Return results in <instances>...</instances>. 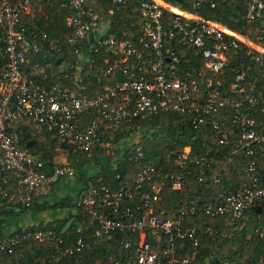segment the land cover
Returning <instances> with one entry per match:
<instances>
[{"label": "built area", "instance_id": "1", "mask_svg": "<svg viewBox=\"0 0 264 264\" xmlns=\"http://www.w3.org/2000/svg\"><path fill=\"white\" fill-rule=\"evenodd\" d=\"M40 1L45 0H0V193L7 195L4 186L10 183L9 174H14L19 200L30 207L56 180L78 175L73 162L48 170L40 154L19 142L16 124H32L38 132L60 139L72 152L110 155L114 148L103 138L106 129L114 133L134 128L138 119L178 112L194 128L215 132L209 149H229L231 157L237 156L233 174L240 182L229 183L225 191L218 189L211 198L201 197L200 184L209 178L204 168H212L216 182L225 173L217 156L193 155L191 145H185L173 151L169 167L159 170L138 142L127 156L133 165L131 181L117 185L89 179L78 205L96 223L95 236L125 234L121 246L126 264H190L198 253L203 227L193 223L192 217L204 213L234 221L264 198V128L251 111L259 108L264 113V85L249 81L255 65L264 64V41L185 10L172 0L134 4L108 0L107 5L103 0H66L72 9L68 48L86 59L79 63L74 79L62 74L46 82L49 54L63 47L46 32L28 33L29 23L23 17L34 12ZM208 1L214 6L215 0L194 3ZM244 3L249 20L264 15V0ZM127 6H133L134 28L129 27L122 37L102 29L103 24L111 25L117 10ZM167 13L173 14L171 20H166ZM191 45L203 65L196 71L195 61L189 69L183 63ZM241 49L249 60L238 62L229 86L208 74L223 71ZM97 54L110 62L102 70L112 81L102 92L90 95L83 92L87 85L81 73L93 67ZM36 76L44 83L37 82ZM169 183L178 192L171 204L165 194ZM206 231L215 236L213 228ZM256 231L264 238V227ZM50 238L62 240L55 230L38 227L3 237L0 264L16 245ZM88 247L79 235L66 252L79 254ZM216 259V264H232L229 252ZM239 264L250 263L241 260Z\"/></svg>", "mask_w": 264, "mask_h": 264}, {"label": "trees", "instance_id": "2", "mask_svg": "<svg viewBox=\"0 0 264 264\" xmlns=\"http://www.w3.org/2000/svg\"><path fill=\"white\" fill-rule=\"evenodd\" d=\"M103 1L106 5L109 3L108 0ZM128 1L129 4H134L137 0ZM172 1L185 10H190L208 19L220 21L255 40L264 41V15L249 20L246 16L244 0H215L214 6L211 1L194 3L193 5ZM64 2L65 0L37 2L36 10L23 17L29 23V34L33 31L46 32L50 39L57 40L59 45L63 47L61 51L49 54L48 61H51V65L47 68L46 82L56 80L67 69L72 72L69 74L71 79H74L77 71L75 67L81 60L68 48L65 35L68 30L66 19L71 9L65 7ZM133 6L125 7L123 11L117 10L109 31L116 32L119 37H122L125 35L124 31L129 27L134 28L133 23L136 17L132 11ZM172 17L173 14L167 13L166 20H171ZM186 49L187 54L183 58L185 68L189 69L192 61L196 62L193 70L202 68V62L195 54V47ZM103 54L107 56L106 53ZM100 55L97 54L92 68L81 73L83 83L87 85L83 92L90 95L102 92L105 85L112 81V77L107 76L102 70L110 62L105 61ZM109 57L111 60L113 59L112 56ZM247 60L249 58L245 54V49H241L223 71L219 73L208 72V74L215 79L222 80L225 86H229L236 75L238 62ZM0 65L2 64L0 63ZM249 74L251 78L249 81L256 83L259 87L264 85V64H256ZM34 78H38V76ZM37 82L44 83V80L37 79ZM251 111L254 112L260 125L264 128V113H261L259 108ZM133 123L134 128H119L114 133L110 129L104 131L103 138L110 141L114 148V153L109 155V168H105L99 158V153L89 155L72 152L60 139L45 132L39 133L34 125L16 124L19 142L26 146L28 142H32L31 146L28 147L31 151L41 155L48 170L59 163L71 162L58 160L60 156L64 155L60 150H65L68 156L73 159L78 175L71 176L75 177V185H72L70 194L60 195L61 190L58 191L54 187L61 179H71L65 176L59 178L57 182L55 181L49 192L39 195L32 206L25 207L19 200L16 178L14 174H9L10 183L4 186L7 195L3 196L0 193V239L11 236L25 228L38 227L55 230L62 240L50 238L43 241L22 242L15 246L12 253L3 255L2 264H18V262L19 264H54L57 262L61 264H126L124 260L125 250L121 246V239L125 237V234L116 233L111 237L95 236L96 223L91 222L89 213L83 206L78 205V200L89 179H95L96 183L117 185L130 182L133 175V165L127 156L138 142L144 144L146 158L153 160L159 170L169 167L166 164L168 160L174 159L173 151L180 150L185 145H191L193 155L212 154L217 156L221 162L220 170L225 173L221 176V181L216 182L211 176L212 168H204V174L208 175L209 178L206 177V181L200 184L199 195L201 197L211 198L218 189L224 190L229 183L240 182V177L233 174L237 171L235 168L238 161L237 156L231 157L229 149H209L208 146L213 143L216 136L211 129H196L189 119L173 111L161 112L144 120L138 119ZM181 124H184V128L179 133ZM136 129H140L142 132L141 138L138 140L133 139V132ZM123 155L126 158L121 160ZM76 187L79 189L76 190ZM165 194L169 200L167 204H171V201L176 200L178 196V192L172 189L170 183L166 186ZM255 205H261V210H257ZM255 205L247 209L241 218L233 222L227 221L224 215L199 213L192 217L193 223L203 227L199 231L200 241L196 248L198 253L190 264H216V256H221L224 251L231 254L232 264H239L241 260H246L250 264H264V238L259 236L256 231L258 228L264 227V198L259 199ZM8 207L10 209H7ZM69 221H71L70 226L65 228ZM232 225L236 226V230L233 234H228ZM207 227L216 230L215 236L206 231ZM79 235L84 237L90 247L79 254L69 255L66 249L74 245Z\"/></svg>", "mask_w": 264, "mask_h": 264}, {"label": "crops", "instance_id": "3", "mask_svg": "<svg viewBox=\"0 0 264 264\" xmlns=\"http://www.w3.org/2000/svg\"><path fill=\"white\" fill-rule=\"evenodd\" d=\"M176 1V0H175ZM177 2V1H176ZM194 4V3H193ZM193 4H191V5H193ZM63 5L65 6V7H67V8H70V7H68V4H67V1L65 0V2L63 3ZM71 9V8H70ZM71 13H72V9H71V12H70V14H68V16H67V19H66V24H67V32H66V34L65 35H67L68 34V32H69V26H68V19H69V17H70V15H71ZM110 26L111 25H109V24H103L102 25V29H104V30H109L110 29ZM103 31V30H102ZM34 33H36V34H40L41 32H39V31H34ZM52 53V52H51ZM88 53V52H87ZM80 58H81V60H80V62H82V61H84L85 59H86V56L85 55H83L82 57L80 56ZM78 66H76L75 67V69H79V63L77 64ZM83 72V71H82ZM70 73H72L71 71H69V69H67V71L66 72H64L63 74L65 75V74H67V75H69ZM77 73V72H76ZM39 79V78H38ZM40 133V132H39ZM109 156V155H108ZM68 177H70L71 179H61L58 183H56L55 185L56 186H54V187H56L57 189H58V191H60V195H67V194H70V191H71V187H72V185H75V177H71V176H68ZM58 180H56V182H57ZM85 188H86V186L84 187V189L82 190V192H81V195L83 194V191L85 190ZM79 189V187H76V190H78ZM80 195V196H81ZM8 208H10V207H8Z\"/></svg>", "mask_w": 264, "mask_h": 264}, {"label": "water", "instance_id": "4", "mask_svg": "<svg viewBox=\"0 0 264 264\" xmlns=\"http://www.w3.org/2000/svg\"><path fill=\"white\" fill-rule=\"evenodd\" d=\"M176 1L179 2V3L185 4V5H191V4L194 3V0H176ZM91 36H92V34H91ZM183 128H184V124H181L179 133L182 131ZM31 144H32V142H28L27 146H31ZM99 158L102 161V163L104 164L105 168H109L110 157L107 154H100ZM255 208L260 211L261 210V205H255ZM7 209H10V208H7ZM70 224H71V221H69L66 224L65 228H68L70 226Z\"/></svg>", "mask_w": 264, "mask_h": 264}, {"label": "rangeland", "instance_id": "5", "mask_svg": "<svg viewBox=\"0 0 264 264\" xmlns=\"http://www.w3.org/2000/svg\"><path fill=\"white\" fill-rule=\"evenodd\" d=\"M134 138L133 139H139V138H141V131H140V129H136L134 132ZM140 135V136H139ZM62 153H64V155L63 156H60L59 157V159L58 160H67V161H71V162H73V159L70 157V156H68V153H67V151H65V150H60ZM230 222H233V220H230ZM236 226H234V225H232V226H230V230H229V232H228V234H233L234 232H235V230H236V228H235ZM228 248V247H227ZM227 250V249H226ZM228 251H224V253H227Z\"/></svg>", "mask_w": 264, "mask_h": 264}]
</instances>
